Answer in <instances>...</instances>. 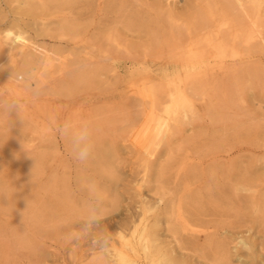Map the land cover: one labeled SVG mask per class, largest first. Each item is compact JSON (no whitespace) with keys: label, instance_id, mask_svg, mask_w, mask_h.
Instances as JSON below:
<instances>
[{"label":"rangeland","instance_id":"obj_1","mask_svg":"<svg viewBox=\"0 0 264 264\" xmlns=\"http://www.w3.org/2000/svg\"><path fill=\"white\" fill-rule=\"evenodd\" d=\"M29 1L0 0V19L4 20H0V41L24 40L12 56L0 49V99L14 98L21 104L19 114L0 112V264H115L107 258L110 242L101 252L95 243L96 232L79 235L87 207L94 202L93 191L101 196L102 210H110L116 199L115 214L125 217L130 199L119 186L131 181L127 163L129 159L134 162L137 155L133 157L131 152L150 140L146 123L136 125V136L128 137L125 120L146 108L144 101L186 85L197 121L186 126L185 139L172 134L158 147L160 157L170 154L164 158L169 165L160 193L165 199H175L172 224L180 229L182 218L197 205L182 196L200 189L201 195L207 194L203 186L209 180L201 165L208 170L238 159V168L252 165L255 173L247 192L238 182H231L227 218L209 225L190 224L210 233L220 247H206L204 256L181 258V263L264 264V12L260 30L247 43L241 39L236 46L246 53L248 69L199 84L183 72L188 61L181 46L185 39L189 43V35L195 36L191 29L199 32V25L207 20V6L199 0H108L100 6L98 0L89 6L84 0H42V6L41 0ZM33 57L36 62L29 63ZM176 64L183 70L180 78L160 76ZM65 121L90 123L95 150L87 163L73 158L69 141L57 131ZM100 151H117L123 156L118 159L121 163L114 155L109 158L111 162L116 158L115 165L125 166L118 174L113 172L120 177L113 189L91 188L90 180H101L106 166L101 165ZM125 157L128 161L123 162ZM157 157L147 180L153 181L157 169L167 163ZM187 170H194L195 178L185 187L180 178ZM152 181L142 191L148 199L154 196ZM17 195L24 196L26 203L12 200ZM55 197L62 201L58 206L53 205ZM165 220L163 217L158 228L160 234ZM224 223L228 226H221Z\"/></svg>","mask_w":264,"mask_h":264},{"label":"bare ground","instance_id":"obj_2","mask_svg":"<svg viewBox=\"0 0 264 264\" xmlns=\"http://www.w3.org/2000/svg\"><path fill=\"white\" fill-rule=\"evenodd\" d=\"M30 1H37V0H30ZM30 1L29 3L31 4ZM49 1H55V0H49ZM59 1L60 3H62L61 0ZM66 1L64 0L65 3ZM84 1L86 5L89 6L93 1L96 0H84ZM105 1L108 0H98L99 6ZM109 1H113V0H109ZM189 1L191 0H188V3H190ZM199 1L200 3L202 2L205 3L207 6L206 11L204 10L206 12L207 20L206 22H201V24L199 25L200 27L199 32L197 31V29L196 30L191 29L192 34H194L193 31H195L194 37L193 35H189L187 33L188 31L186 32L187 36L188 35L190 36L191 42L188 40L189 43L186 42L185 44L184 41L187 40L185 39L182 43H184V45L186 46L181 45L184 47L186 54L185 55L186 61H188L187 65L184 66L185 70L183 71L180 65L176 64L173 65L174 67H171V69H169L167 72H164L163 73L164 75L161 74L160 75L161 77H167L169 79H175L176 77L180 78L181 77L180 73H182L183 71L186 73L185 76H187L188 79L190 78V80L197 81L199 84H207L209 81L215 80L217 77L221 75H234L238 71H245L244 69H248L246 65L248 62L244 61V56L246 55V53L242 54L241 52H239L236 46L239 44L238 42H241V39L245 43H247L250 37H252V35H254L256 32L260 30L261 18H262L261 13L264 12V0H199ZM38 2H40L39 4L42 6L41 4L42 0ZM185 2H187V0H185ZM60 3L58 4L59 7H60ZM191 3H194V0L191 1ZM197 3L198 2H195V4ZM209 4L211 5L214 4V5H212V7L210 6L211 8H209L208 7ZM47 10H49V8ZM23 13L24 14L28 13V11L27 12L25 11ZM29 13H31V10ZM189 13L191 12L189 11ZM199 13L202 12L201 11L198 12V15ZM3 14L4 13H2V15ZM0 20L3 19L1 18ZM64 20L65 23L67 20L66 19ZM68 25L71 26L70 23ZM187 30H190V28ZM196 32L198 33L196 34ZM19 35H21V33L17 34V36ZM44 35H46V33ZM198 36H200V38ZM195 37H198L199 39ZM16 39H18V37ZM193 39L194 42H192ZM181 40H183V38ZM175 41L177 43L178 40ZM25 42H27L26 39ZM22 43H24V40H19L18 42H16V40H13L11 43L0 41V49L7 55L12 56L18 53L15 50ZM174 49L176 48L174 47ZM34 58L35 57H33L31 61H29V63H35L36 59ZM215 64L217 65L214 66ZM192 88L193 87L190 86L189 89ZM186 89H187V85L185 86V88L178 86L174 90L168 91L169 93L168 92L164 93L163 96L157 99H150L148 101H144L147 102L144 103L147 105L146 108H142V110L138 114H136L135 116L128 117L125 120L126 121L125 126H127L126 134L128 135V137L136 136L137 134V130L135 129L136 125L140 123H146L150 126V132H149L150 140H147L148 142L146 143V145H143L142 148H139L137 152L136 151L131 152L132 153L131 156L133 157H134L133 155L134 153L137 154L135 155L136 160L134 159L135 160L134 162L129 159V163H127V165H129L131 181L127 179L126 183H120L119 186L120 189H122V192L127 194L130 199L129 204L127 205L128 207L126 208L127 213H125V217L120 218L121 216L118 217L119 214L118 215H116L117 213L115 214L119 206V205L116 206L115 203L116 199H113L112 202L113 204L111 205L110 210L108 211L102 210L103 211L102 220H100L99 222L101 221L103 222L105 221V222L103 224H100L99 226L100 229L98 231H103L107 233L108 236L110 237L109 245L111 249H109L108 251L109 254H107V258L112 259V261H114L115 264H183L184 262L182 260L184 258L194 257L196 255L204 256L206 247L211 248L213 246L215 249L216 248L218 249L220 247V243L218 245L216 244V242H213L210 233H206L205 231L191 228L190 227L191 222H194L195 224H199V225H207V224L209 225L215 223L219 218H227L229 215L228 207L229 205H231V201L229 199V194L231 193L232 190L231 182L233 181L238 182L240 185H242L241 187L242 190L246 192L248 191V188L251 186L252 182L250 181V177L255 173V169H254L255 166L254 168L252 167V165L251 166L249 165V167L239 166L238 168L237 167L238 159L235 160L233 159L234 161L228 159L220 163V165H217L218 164L217 163L215 166H211L210 168H208V170L207 168L205 170L203 165H201L202 174L208 176V180H209L208 183H206V185L203 186L207 191V194L201 195V189H200L198 191L196 190V193L191 194L189 196L188 195L182 196L183 200L186 199L189 204L196 203L198 206L196 205L195 207H193L192 210H189L187 212L186 217L182 218L180 229L172 224L170 213L172 212L173 209L172 204H174L175 199L172 197L169 199H165L164 194L160 193V190L164 188V184H166L167 181L166 178L167 176L164 177V172L167 168V165H169V161L164 158L166 157L168 158L170 154L169 155L167 154L168 156L166 155L164 158L160 157L158 155L160 154L158 147L159 144L162 143L163 139L164 141L170 140L172 134L180 135V138H184L182 132L185 130L186 126L192 125L194 122L197 121L194 108L193 106H191L190 101L186 96V91H187ZM174 130L177 131L174 132ZM186 139L188 140V138ZM128 151L130 154L131 149ZM115 152H113L115 154H110V152L102 151L99 154L103 163L101 165L104 166L105 164L106 166L111 167L109 168L111 170H108V167L104 166L105 170L104 171L102 170L100 173V177L103 180L101 179L102 181L97 180V182H92L93 179H91L90 180L91 188H96L97 185L99 187H105L106 189L107 188L113 189L119 184L120 177L115 176L113 172L118 174L119 173L118 171L124 169L125 166L122 165L123 163L119 165H117L118 163H116L115 165L114 161L116 160V158L118 160L119 157L120 158L123 157L120 156L117 153V151ZM111 155H114L113 157H116L113 158L115 160H112V162H111L112 159ZM157 156L160 157V159L166 160L167 163L164 166H162L161 169H157L158 171H156V174L154 175L153 178V181L155 180V185H156L154 186V193H153L154 196L148 199L147 197H144L142 191L145 188L149 187L148 186L149 182L152 181V178L151 180H147L145 177L149 174V172H151V168H153V166L155 165L154 163L157 160L156 159ZM109 158L111 159L109 160ZM127 158H130V156ZM127 158L126 157L124 159L122 158L123 162L124 160L128 161ZM120 161L121 160H118V162ZM158 163L157 165L159 166L161 163L160 164ZM193 171H188L186 175H183L180 178V182L183 183L185 187L189 186V184L193 182L195 178L194 177L195 175L193 176L192 173ZM139 175H140L139 179H135ZM134 181H136V183L133 186L129 185V182H134ZM30 184L32 185V183ZM12 191H10L9 193L11 194ZM3 193L5 192L3 191ZM99 198H101V196ZM249 198L250 200H252L253 195H250ZM106 199L108 200L107 197ZM12 200H15V202H20L23 204H25L27 201L22 195L14 196ZM2 203H4V201ZM60 203H62V201L58 197H55L53 205L58 206V204ZM253 203L255 204V202ZM108 204L110 205L111 202H109ZM0 206H1V201H0ZM4 206L6 208V205ZM255 210H257L256 205H254L253 207V211ZM163 217L166 218L165 220L166 225L164 226V231L162 229L163 233L160 234L158 228H161L159 226H161ZM221 226L227 227L228 224L224 223ZM167 237H170L171 240L168 241ZM203 241L206 243L202 244L201 242ZM196 246H199V248H197Z\"/></svg>","mask_w":264,"mask_h":264},{"label":"clouds","instance_id":"obj_3","mask_svg":"<svg viewBox=\"0 0 264 264\" xmlns=\"http://www.w3.org/2000/svg\"><path fill=\"white\" fill-rule=\"evenodd\" d=\"M21 109L20 101L17 99H0V112L8 114L16 111L18 114ZM59 134L70 143L73 158L79 163H87L94 154L95 144L93 140V129L89 122H81L78 125L72 121H65L57 127ZM94 202L89 204L86 210L85 218L82 222L80 234L88 235L96 232L95 243L103 252L110 237L103 231H98L99 221L102 220L103 211L98 201L99 196L93 191Z\"/></svg>","mask_w":264,"mask_h":264}]
</instances>
